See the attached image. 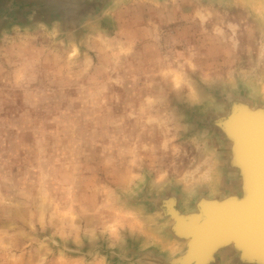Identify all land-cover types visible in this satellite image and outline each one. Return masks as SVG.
I'll return each instance as SVG.
<instances>
[{
    "label": "clouds",
    "instance_id": "obj_1",
    "mask_svg": "<svg viewBox=\"0 0 264 264\" xmlns=\"http://www.w3.org/2000/svg\"><path fill=\"white\" fill-rule=\"evenodd\" d=\"M100 4L78 28L0 19V264H173L176 217L144 201L178 188L188 209L239 179L181 106H264V0Z\"/></svg>",
    "mask_w": 264,
    "mask_h": 264
},
{
    "label": "water",
    "instance_id": "obj_2",
    "mask_svg": "<svg viewBox=\"0 0 264 264\" xmlns=\"http://www.w3.org/2000/svg\"><path fill=\"white\" fill-rule=\"evenodd\" d=\"M84 2L99 4L100 0ZM49 4L53 5L46 3L48 6ZM246 106L248 107L246 104L236 103L228 112L230 114L218 121L224 136L232 143L228 164L236 169L241 178V193L224 198L204 197L199 205L197 203L198 211L195 213L181 211L174 198L165 201L162 210L167 212L172 205L181 211V214L178 213L181 224L188 221L190 223L196 218L198 226V229L188 228L187 232L181 233L175 228L179 221L174 224L172 229L190 240L187 248L175 258L173 264L192 263L196 242L206 230L215 231L216 243L212 247L214 252L230 244L232 248L227 247L225 250H232L240 264H264V108H256L244 121L241 114L242 110L248 111ZM211 206L214 207L213 211L210 210ZM236 249L239 251L234 253ZM217 257L219 253L211 256L206 264H213Z\"/></svg>",
    "mask_w": 264,
    "mask_h": 264
},
{
    "label": "rangeland",
    "instance_id": "obj_3",
    "mask_svg": "<svg viewBox=\"0 0 264 264\" xmlns=\"http://www.w3.org/2000/svg\"><path fill=\"white\" fill-rule=\"evenodd\" d=\"M44 2L51 3L53 5L54 4L58 5L56 7L57 11H59L61 9L62 12L60 14H59V12L51 13L53 11L50 10V5H49V7L45 6ZM70 4L75 6L77 8V11L72 12L71 11L72 7H71ZM98 6L100 7L101 4L100 3L99 4H92L91 2L90 3H85L84 0H47V1H45V0H22V1L15 0V3L13 5V10L9 11L8 8H7V0H0V19H2V17L4 15H8L12 22H25L26 17L28 15H30L33 11H35L36 19H42L43 20V18H44L46 22H50L51 20H54V18L55 19L57 18V19H59V20H61L63 22V24L65 25L66 28L71 29L73 27H77L78 28V26H79L80 22L82 21V19L87 14H89L91 12H94V11H97L99 9ZM69 15H71V16H69ZM7 23H8L7 21H4L3 23H0V27L6 26ZM103 23H104L105 27H108L109 30H111L110 22L104 21ZM215 95H216V93H215ZM216 96H218L217 100L219 101V103H224V101H223L222 97H220L219 93ZM244 97H246V94L242 92L240 98L234 99L232 102L227 103L226 106H225L224 113H221L219 115H217V114L214 115V112L213 113L212 112H208L207 114L201 115V113L199 112L200 109H187L186 106H181L182 110L185 111L189 121H190V116L194 115L195 119L199 122V124L197 125L198 127H202V125H205V127L209 128V129L211 128V130L216 132V135L219 138L220 143L224 146V149H222V150L225 152V159L227 161L229 160V158L231 156L232 143L229 140H227L226 137L224 136L222 130L218 126V121L222 117L227 115L228 112H230V110L232 109V107L236 103H243V104H246V105H250V103H248V101ZM254 106L256 108H258V107L259 108L260 107L264 108V106H257V105H254ZM232 170L235 171L234 169H232ZM235 172L238 174L237 171H235ZM241 182H242L241 178H239L237 181L232 182L233 184H231V183L225 184L224 189L222 188V192H224V194L222 196H217V198H224V197H228L230 195L240 194L241 193V187H240ZM227 193H228V195H227ZM147 195H148L147 189H145V192L141 194V197L143 198L144 196H147ZM205 197H207L206 194H205ZM170 198H174L175 204L183 212H187V211L191 210L196 205V203L194 202L190 206L191 208L189 207L188 209H185L182 206L181 195H180V191H179L178 188L171 189V190H168V191H165L164 193H162L160 195L159 200H158V202L156 204L150 203V201L153 199V197H149V199L145 200L144 202H146L145 204L147 205V207L149 208L150 211H153V210H156V209H161L162 210V208L164 207L165 201H167ZM169 231L171 232L170 229H169ZM129 248H130V255L135 253L137 251V249H138V242L134 243L133 241L130 240L129 241ZM151 251H153V253L157 257V260H158L157 263L158 264H164V263L167 264V261L165 260L164 256L161 255L158 252V250L152 249ZM227 260H230L231 264H240L239 260L237 259V257L234 256V254L232 252H225V251L219 254V257H217V260L213 264H225V261H227ZM112 264H119L118 258H112Z\"/></svg>",
    "mask_w": 264,
    "mask_h": 264
},
{
    "label": "bare ground",
    "instance_id": "obj_4",
    "mask_svg": "<svg viewBox=\"0 0 264 264\" xmlns=\"http://www.w3.org/2000/svg\"><path fill=\"white\" fill-rule=\"evenodd\" d=\"M18 1V0H17ZM22 1V0H20ZM20 3V2H19ZM23 4V3H22ZM45 6H48L46 5V2H44ZM50 5V4H49ZM71 5V4H70ZM41 6V5H40ZM58 5L54 4V5H50V10L53 11L51 13H54V12H59V14L62 12V10L60 11H57V7ZM49 7V6H48ZM71 11L72 12H75L77 11V8L73 5H71ZM99 7V6H98ZM96 8V7H95ZM48 10V9H47ZM69 12V11H68ZM38 13V12H37ZM65 13V12H64ZM71 13V12H70ZM41 14V13H40ZM38 16V15H37ZM67 16V15H66ZM71 16V15H69ZM68 16V17H69ZM39 17V16H38ZM50 17V16H49ZM61 17V16H60ZM52 19V18H51ZM55 19V18H54ZM57 19V18H56ZM82 19V18H81ZM43 20H45L43 18ZM218 94V92L216 93V95ZM218 97V96H217ZM245 98V97H244ZM245 100V99H244ZM219 102V101H218ZM235 102V101H234ZM239 102V101H238ZM246 103V102H245ZM246 109L247 110H242V114H241V119H243L244 121H246L249 117V114L250 113H253L256 111V107L254 105H248V107L246 106ZM190 111V110H189ZM201 113V115H204L205 113H203L201 110L199 111ZM213 113V112H212ZM224 113V112H223ZM195 114V113H194ZM207 114V113H206ZM230 114V113H229ZM228 114V115H229ZM215 115V113H214ZM251 115V114H250ZM215 117V116H214ZM200 118V117H199ZM208 118V117H207ZM190 123L194 124L196 126L197 129H201V128H205V125H202V127H198L197 125L199 124V122L195 119V116L194 115H191L190 116ZM214 126V125H213ZM217 126V125H216ZM243 127H244V124H243ZM213 128V127H212ZM211 129V128H210ZM219 129V128H218ZM242 129V127H241ZM234 142V140L232 141ZM235 143V142H234ZM235 171L236 169L233 168ZM227 184V183H226ZM233 184V183H231ZM234 186V185H233ZM236 187V186H235ZM227 188V187H226ZM224 189V188H223ZM229 189V188H228ZM231 191V190H230ZM172 194V193H171ZM228 195V193H227ZM176 196V195H175ZM166 198V197H165ZM149 199V198H148ZM164 199V198H163ZM202 200V199H201ZM200 200V201H201ZM209 200V199H208ZM199 201V202H200ZM164 202V201H163ZM199 202H195L196 205L189 211L187 212H190V211H193L192 213H195L196 211H198V207L197 206V203L199 205ZM146 203V202H145ZM149 204V203H148ZM159 205V204H158ZM150 206V205H149ZM212 207V208H211ZM210 207V210L213 211L214 210V207L211 206ZM191 208V207H190ZM153 209V208H152ZM169 212H171L175 217H177V219H175L174 221H172L173 224H176V221L178 223V227H175L176 229H179V231L181 233H184V232H187L188 231V228L189 229H198V226H196V218L192 219V221L189 223L188 222H185L183 225L181 224V221H180V216L179 214H181V211L179 209H175V207H172V205L169 206L168 208ZM180 212V213H179ZM179 213V214H178ZM200 220H198V223H199ZM171 232L173 233V235H175L176 231H174V229H170ZM215 231L213 230H206L202 233V236L197 240L196 242V246H195V252L194 254L192 255V259H191V264H206L207 261H209V259H211V256L215 255V254H220L222 253L223 251L225 252H231L232 250H225L228 248H232V246L229 244V245H226L225 247H223L222 249H220L217 253L214 252V250H212V247L214 246V244L216 243L215 239H216V234L214 233ZM182 235V234H181ZM189 237L188 238H184L183 239V245H184V250L187 248V243L189 242ZM239 250H234V253H237ZM214 252V253H213ZM228 254V253H227ZM230 254V253H229ZM231 255V254H230ZM160 258V257H159ZM161 259V258H160ZM158 261V260H157ZM214 262V261H213ZM252 264H256L254 262H251ZM158 264V263H157ZM166 264V263H164ZM209 264V263H208Z\"/></svg>",
    "mask_w": 264,
    "mask_h": 264
}]
</instances>
